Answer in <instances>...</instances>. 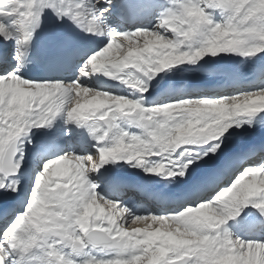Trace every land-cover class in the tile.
<instances>
[{"label": "clouds", "instance_id": "clouds-1", "mask_svg": "<svg viewBox=\"0 0 264 264\" xmlns=\"http://www.w3.org/2000/svg\"><path fill=\"white\" fill-rule=\"evenodd\" d=\"M17 8V0H0V11ZM31 16V12L21 13V24L29 23ZM111 34L127 37V47L137 49L129 59L145 76L174 65L194 64L209 55L255 57L264 54V0H168L151 28L120 33L112 28ZM110 45L112 41L90 56L85 68L120 66L123 57L109 54L121 47L117 42L107 51ZM127 79L133 88L149 91L150 85L138 73H128ZM77 81H70L74 87L69 88L65 81L31 80L15 69L0 76V150L7 138L14 137L13 152H20L23 161L25 140L21 136L42 126L41 118L48 114L57 117L66 110L73 119L89 121V126L98 129L102 127L99 121H107L110 114H124L128 122L139 123L149 139L116 128L113 135H130L132 141L125 145L121 159L128 160L131 153L133 159L138 156L145 163L146 157L159 156L162 159L153 161L148 171L156 168L157 174L183 177L193 162L184 159L193 151L186 145L219 139L236 118L264 112V87L222 97L223 104L194 106L187 99H178L146 106V97L133 99ZM17 84L22 92L19 97L13 91ZM6 85H12L7 103L2 91ZM108 132L105 129L104 135ZM68 155L45 162L25 210L5 233L27 254L24 260L36 264H264V239L246 238L229 224L249 206L264 217V161L247 164L230 185L209 200L126 218L127 206L120 207L119 213L116 208L102 215L98 207L86 213L89 203L100 194L78 161L69 160ZM118 215L123 223H118ZM104 221L109 227L101 226Z\"/></svg>", "mask_w": 264, "mask_h": 264}, {"label": "bare ground", "instance_id": "bare-ground-1", "mask_svg": "<svg viewBox=\"0 0 264 264\" xmlns=\"http://www.w3.org/2000/svg\"><path fill=\"white\" fill-rule=\"evenodd\" d=\"M70 3H81L82 0H68ZM163 1V7H165V3L167 5L168 0H157V2ZM131 3H134V7L140 6L141 4L145 3V0L142 1H134L131 0ZM101 5L108 9V11L105 13V17L107 20L108 25H110L112 28L115 27V30L117 32H123L128 31L131 27L126 26L127 23L121 21L116 17L115 8L119 6V3L117 0H112L111 3H107L106 0H101ZM160 10L157 11V16L159 15ZM219 12L217 11V14ZM218 16V15H217ZM0 21H2L5 25L8 26L9 30L14 33L12 38L6 39L4 35H0V50H4L7 48L10 54V58L12 61L16 64V56H12L14 53H22L26 50V28L24 25L20 22V17L18 15H6V16H0ZM156 23V19H150L148 21H145L144 23L140 24L142 26H153V24ZM139 26V24L135 25ZM99 38V42L102 40L105 43L102 45L105 46L109 36L108 34L100 35L97 34ZM23 37L25 39V43L23 45L18 44V38ZM143 43V41H142ZM141 43V44H142ZM99 45V44H98ZM124 45V44H123ZM97 48L96 51L103 47ZM126 47H121L118 52L116 49H113V52H111L109 55H116V56H122L126 53ZM117 52V53H116ZM237 54L229 55L228 58L222 60V61H215L210 60V56L204 57L202 60L196 62V63H190V64H182V65H174L168 69L163 70L162 72L154 75H150L149 80L146 78H143L141 75V78L145 80V83L147 85H150L148 92H141L140 94L136 95L135 90L138 88H133L130 85L122 82V85L120 87H117L118 84L121 82V80L111 78L109 77V80H106V84L104 86H99L97 83H95L92 80L91 75L81 76V82L83 84L88 85L89 87L99 89V90H105L114 94L118 95H125L129 96L130 98H139V97H146L144 103L146 106H151L154 104H161L165 102H169L172 100H178V99H186V98H202V97H209V98H220V97H228L235 95L240 92L244 91H254L258 88L264 87V75H261L260 82L258 84L252 85V86H243L240 87L241 89L236 90H230V91H223L220 93H214L207 90H195L193 92H187V88L192 87L194 84L196 85H229L233 81H237L239 79L249 78V77H257L259 74H262L264 71V55L259 57V54L255 57H250L255 61V63H250L248 67L243 66L245 64V59L242 61L243 64L240 66L241 62L239 58H235ZM91 56V55H89ZM88 56V57H89ZM87 57L84 59V63L86 61ZM81 62V60H80ZM23 75V71H22ZM73 76V75H72ZM71 75L62 76V77H55L54 80H62V81H71L72 79ZM104 76H106L104 74ZM145 77V76H144ZM75 79V78H74ZM53 80V81H54ZM118 88V89H117ZM200 89V88H196ZM140 90V89H138ZM160 93H163L160 97H158V100L154 103L151 102V98L154 96L160 95ZM172 96V98H171ZM91 98L89 94V99ZM80 101L84 102V97L80 96L78 97ZM73 104H75V101H73ZM121 127L126 128L129 130V127L132 125V123L128 122L126 118H122L120 122ZM55 127V134L59 138L58 144H53L54 149L52 151L55 152V156L47 157L42 163L45 164V162L48 159H52L55 157H58L60 155H63L65 153L75 152L80 155H85L88 153L95 154L97 152L96 146H85L81 147L78 145L75 141L76 138H73V135L77 132V130L81 127V124H77L76 122H68L66 119L65 113H60L56 119H54L49 125H44L45 130H51L52 127ZM42 127V126H41ZM140 128V127H139ZM38 131V128L35 127L32 132L27 133V136L25 138H30L31 143L26 142L24 146V167L22 169L23 175L22 176H16L17 179L25 180L28 177L30 167L26 163L25 158L29 155L32 147V137L35 135ZM140 132H142V129L140 128ZM22 138V139H25ZM223 140L222 147L224 148L223 155L217 154L216 157H214L211 161H208L207 163L204 162L205 158L203 156L198 155L201 148H204L207 150L208 144H211L212 142L209 141L206 144L203 145H193L189 148L192 149V153L190 156H195L196 159L189 165L190 169H193V175L196 177L202 176L205 174L209 169L214 167L220 159H226L234 156L235 154H239L244 150H247V148L254 149L255 147H258V142L261 139H264V115L260 113L255 114H245L238 118H236V122L233 123L232 127L229 128L221 137ZM66 145L65 151L62 150V147ZM246 148V149H244ZM35 156V155H33ZM162 157L159 156H151L146 158V161L143 165L137 166L135 161H127V160H110L108 163L113 167H119L124 166L131 172H137L136 174L138 177L143 180L144 182H151V181H157V183L161 184H167L169 182L173 183H182L181 181L185 180L187 178V175L181 177V176H175V177H169L165 174H157V173H149L145 171V168L150 167L152 165L153 161L161 160ZM254 158L251 160L253 161ZM101 167L98 169L100 171ZM94 172L90 175V180L95 183L98 186V193L102 194L108 199L111 200H117L121 202L122 206H127L131 209V211L135 214H146L148 212H155L157 214L164 212L162 210H167L166 208H156L154 205L150 203H146L145 201L141 202V199H139V195L135 194L134 196H129L125 199H115L114 197L110 196L106 190L105 187L102 184H99V176L97 172ZM95 174V177L94 175ZM12 177H9L8 183H11ZM31 181V178L29 179L28 185ZM63 183V182H62ZM189 185L186 184L183 188V192H188ZM12 189L10 188H0V207L4 205L6 202L2 201L10 192ZM97 200L101 201L99 197ZM140 201V202H138ZM15 206V203L13 204ZM101 207H103L102 215L109 213L112 211L108 206L104 204L103 201H101ZM120 206H117V209L115 210L117 213H119ZM180 209V208H179ZM178 209V210H179ZM2 209L0 208V215L2 213ZM246 209L242 212L241 215L245 213ZM126 215V214H125ZM241 215L239 217L234 218L233 220L229 221V224L231 227L233 226V229L236 230L239 234L242 236H245L246 238H258V239H264V218L260 217L257 218L256 221L259 224V228H255L252 233H246V229L241 223ZM255 215V212H254ZM118 223L121 222L119 219V215L117 217ZM1 224V222H0ZM105 226H107V223H105ZM139 226H143V224H140ZM125 227H128L127 224H125ZM19 259V257H17ZM21 264H36L33 260H21Z\"/></svg>", "mask_w": 264, "mask_h": 264}, {"label": "snow or ice", "instance_id": "snow-or-ice-1", "mask_svg": "<svg viewBox=\"0 0 264 264\" xmlns=\"http://www.w3.org/2000/svg\"><path fill=\"white\" fill-rule=\"evenodd\" d=\"M106 2L111 3L112 0H106ZM17 3H18V8L15 11L12 10L0 11V16L13 15V14L20 16L21 13L31 12L32 13L31 19L33 20L36 17L42 15L43 8L37 5L36 0H32L31 3H29V0H17ZM53 7L57 8L58 6L53 5ZM107 11L108 9L101 5V0H88L87 4L71 3L67 6L58 7V15L61 18H63V16H70V18L78 26L82 27L85 31L92 33L93 35L108 34L109 41L106 45H109L110 41L113 42V45H110L107 51H111L112 47H114L117 42L119 43L120 47H122L123 42H125L127 37L120 35L113 36L111 34L112 27L108 25L105 17V13ZM0 35H4L5 38L8 39V38H12L14 33L9 30L7 25H5L2 21H0ZM24 43H25V39L18 38V44L23 45ZM104 48L105 46L102 49ZM100 50L96 51L95 53L100 52ZM209 50L211 51V49ZM136 52L137 49L135 47H132L131 49L126 47V53L122 55L123 58L120 62V66L118 67H113L111 65H108L99 70H93L91 65H89L87 68H85L84 65L80 69V72L82 75H84L82 72L83 69V71H86L88 73L87 75H91L92 73H104L108 77L121 80L124 83L131 86V82L127 79V74L130 72H136L139 75L142 74L139 72V66L136 65L134 61L130 62L129 59L130 56H132V54ZM15 59L17 63L13 64L10 58V54L7 51L0 50V76H5L8 72L14 69L17 70L20 75H22V71H20V68L25 63L22 53L18 52ZM93 63H95V61H93ZM124 64H128L129 66L124 67L123 66ZM120 77H124V79H121ZM71 81H77V79ZM69 82L70 81H65V83L69 88H73L74 85ZM77 83L83 84L81 82L80 77ZM9 89H12V85H6L2 90L6 98V103H7V94L9 92ZM13 91L16 93V97L22 95L19 84L15 86ZM100 91H105V90H100ZM221 98L222 97L220 98L202 97V98H186V99L189 100L192 103V105L195 106L196 104L205 105L208 103H217V102L220 104L225 103V100ZM64 113L66 114V119L68 122H76L77 124H81V125L85 123H89V121L73 119L71 116L68 115L66 110ZM55 118L56 117H54L52 114L43 116L41 118L44 121L42 126L49 125ZM121 118H126V117L124 114H117L115 116L110 114L109 117L107 118V121H99V124L102 125V127H100L99 129L96 126H89L91 133L95 136V138L99 142L97 152L95 154L88 153L85 155H80L75 152L68 153L69 154L68 159L77 160L82 167V171L87 175L89 181L94 185L96 184L90 180V175L98 171L100 167L108 163V161L110 160H124L121 159V153L125 150V145L132 142L130 135L129 136L113 135V131H115L116 128H121L123 130H126L130 134L135 133V132H130L126 128L121 127V125L118 123V121ZM132 124H135L142 129V132H140V134L143 136L144 139H149L147 133L144 132V129L140 126L139 123H132ZM110 125L111 128L109 127ZM105 129H109L108 136L104 135ZM222 136H220L219 139L211 140L212 143L208 144L207 150H205L204 148L200 149L198 155L203 156L205 158L204 160L205 163L211 161L214 157L217 156V154H220L221 156L223 155L224 148L222 147L223 144V140L221 139ZM21 138H25V137L21 136ZM29 139L30 138H25L24 139L25 143L28 142ZM14 143H15L14 137L7 138L4 147L2 148V150H0V188H10L13 191L17 192L18 194H23L24 199L20 201V204L25 208L28 204L29 197L32 194L33 186L36 183V177L34 178L33 186L27 190L24 188L22 180L16 178V176L23 175L22 169L24 167V159L23 161L20 160V156H21L20 152H13L12 145ZM193 145L196 144L186 145V147H190ZM215 145H219V148H214ZM181 151H183V149H181ZM177 155H179V153H177ZM60 156H64V154ZM184 159L186 161L187 160L194 161L196 157L185 156ZM127 161H135L137 166H141L144 164V160H140L138 156L135 159H133V154L131 153L129 154ZM247 164L249 163L246 162V158L243 156H232L230 158L220 159L214 167H212L205 174L199 177L194 176L192 174L193 169H190L188 166L186 172L187 180H185L184 183L188 184L189 188L187 192V198L182 202V205L185 206L186 204H196L202 200L211 199L222 188H225L228 185H230L232 181L235 179V177L239 174V172L243 171V168ZM17 165H19V167H17ZM43 170H44V165L41 171ZM41 171H39L38 173H40ZM145 171L149 173H156L159 171V169L153 168L151 171H148L147 168H145ZM13 174H15V176H13ZM61 174L67 175V173H61ZM9 177H12L11 183H8ZM64 182L67 183V181ZM17 184L19 185L18 189H17ZM96 188L97 185L94 188L95 192H97ZM89 190L90 191L93 190L91 186ZM100 196L103 195L100 194L99 196L93 198L92 202L89 203L86 209V213L94 210L97 207L101 210V212H103V207H101V205L98 204L97 202L98 197L110 209L117 208L118 205L116 203H113V201H117V200L109 199L107 200V202H105V199H101ZM119 206L124 207L121 205V203ZM20 213L22 212H17L15 215H11L10 213H5V219H4L5 227L3 229L2 236H0V264H21V260H23L24 255H26V253L22 251L21 247L14 246L15 241L11 240L8 236L5 235L9 226L12 224V222L16 219V217ZM132 215H141V214H135L130 209V211L126 214V218ZM105 223H107V226H105ZM121 223H123V221H121ZM101 226L103 228H107L109 227V224L107 221H104ZM17 257H19V259H17Z\"/></svg>", "mask_w": 264, "mask_h": 264}, {"label": "rangeland", "instance_id": "rangeland-1", "mask_svg": "<svg viewBox=\"0 0 264 264\" xmlns=\"http://www.w3.org/2000/svg\"><path fill=\"white\" fill-rule=\"evenodd\" d=\"M87 2H88V0H82V2H81V4H87ZM218 16H217V19H219L220 18V15H219V13L217 14ZM154 25V24H153ZM141 27H147V28H151L152 26H142L141 25ZM114 29H115V27H113ZM136 28H133V29H129V31L130 30H135ZM108 41H109V38H108V40H107V42H106V44L108 43ZM141 43H142V40H141ZM106 44H105V46H106ZM123 46H122V48L124 47V46H127V43L126 42H123ZM103 47V46H102ZM102 49V48H101ZM97 50V49H96ZM100 50V49H99ZM117 52H118V50H116ZM96 51L95 50H93L92 52H91V54L90 55H92V54H94ZM116 52V53H117ZM229 55H233V54H227V53H222V54H219V55H217V56H210V60H215V61H222V60H224V59H226V58H228L229 57ZM263 56L264 54H259V57L260 56ZM12 56H17V54L16 53H14ZM90 57V56H89ZM88 58V57H87ZM235 58H239V60L241 61V62H239L240 63V66H242V64H243V60L245 59V64H243V66H245V67H248V65L250 64V63H255V61L253 60V59H251L250 57H248V58H245V57H241L240 55H236V57ZM89 59V58H88ZM88 59L85 61V63L88 61ZM217 59V60H216ZM85 63H84V65H85ZM14 64V63H13ZM185 64V63H184ZM186 64H190V63H186ZM182 65V64H181ZM250 66V65H249ZM83 67V65L81 66V68ZM80 68V69H81ZM80 69H79V73H77L71 80H75V79H77V77H81V76H85V75H82L81 74V72H80ZM168 69V68H167ZM143 78H146V79H148L149 80V77L150 76H145L144 74H140ZM145 76V77H144ZM75 78V79H74ZM260 114H263L264 115V112H261ZM121 120H122V118L118 121V123L120 124V122H121ZM131 128H133V129H135V131H131ZM31 130H32V128H31ZM129 131L130 132H135V133H140V128H139V126H137V125H135V124H132L130 127H129ZM94 175V177H95V174H93ZM33 182H34V180H33ZM33 182L31 183V187L33 186ZM99 184H100V182H98ZM96 191L98 192L99 191V189H98V186H97V188H96ZM97 202H98V204H100L101 205V201H99V200H97ZM144 214V213H143ZM4 227H5V225L3 224V225H0V236H2V234H3V229H4ZM232 228H233V226H232ZM236 231V230H235Z\"/></svg>", "mask_w": 264, "mask_h": 264}, {"label": "water", "instance_id": "water-1", "mask_svg": "<svg viewBox=\"0 0 264 264\" xmlns=\"http://www.w3.org/2000/svg\"><path fill=\"white\" fill-rule=\"evenodd\" d=\"M15 175V174H14Z\"/></svg>", "mask_w": 264, "mask_h": 264}]
</instances>
